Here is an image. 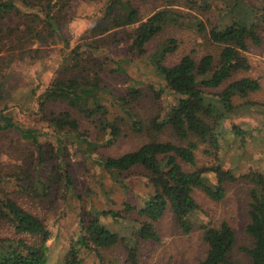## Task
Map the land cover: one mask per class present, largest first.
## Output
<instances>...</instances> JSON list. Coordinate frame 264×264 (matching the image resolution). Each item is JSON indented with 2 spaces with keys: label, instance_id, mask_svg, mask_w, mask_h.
Returning a JSON list of instances; mask_svg holds the SVG:
<instances>
[{
  "label": "trees",
  "instance_id": "16d2710c",
  "mask_svg": "<svg viewBox=\"0 0 264 264\" xmlns=\"http://www.w3.org/2000/svg\"><path fill=\"white\" fill-rule=\"evenodd\" d=\"M70 1L62 0L65 2L62 8L66 9ZM167 1L168 7L188 8L199 15H206L215 8L222 13L223 24L214 26L207 34L209 42L219 47L217 55L206 54L197 60L193 52L183 56L176 65L168 66V56L177 50L174 40L168 41L153 55L155 70L176 101L163 116L158 114L141 121L142 118L134 113V107L143 98V92L132 87L124 96L114 97L116 102L110 106H118L125 116L113 117L110 106L103 103V94L107 90L102 76L104 68L89 50H83L84 46L91 47L94 42L73 49L71 63L42 95L36 114L48 122L58 136L59 169L64 172L66 187L72 184L64 152L69 139L80 145L86 144L83 152L88 155L98 148L112 149L122 135L124 123L128 124L127 119L132 130L140 132L145 125L158 135L135 151L97 160L105 171L112 174L143 170L149 193L138 207L126 203L123 210L112 211L91 206L79 220V233L70 244L64 264H88L87 255L95 258L94 264H106L104 253L118 246L127 252L131 264H137L138 243L160 242L156 225L168 212L173 214L184 234L202 231L206 251L200 264H264V174L250 171L236 176L233 170L223 167L218 156L223 146L221 140L226 135V122L232 121L239 108L236 100H245L261 89L258 80L234 79V76L250 69L245 55L249 47L262 44L264 5L251 4L249 0H221L222 7L213 5L210 0ZM55 7L53 0H0V24L3 23L5 30L10 28L13 35L20 34L28 41L48 43L61 35L62 17L58 20L53 12ZM30 9L38 11L31 15ZM58 12L63 15L61 9ZM97 15L99 22L87 31L86 39L109 35L115 43L130 41L132 48L142 55L146 54L147 45L167 26H181L185 18L179 10L165 8L143 20L136 0H105ZM191 20L188 24L196 27L201 35L207 33L205 22L197 16ZM5 78L0 80V102L4 103L0 110V133L16 130L24 140H31L42 148L40 132L19 124L9 110L10 104L4 102L9 98L8 90L4 88ZM161 93L162 90L157 96ZM59 104L63 106L60 110L55 108ZM84 119L94 123L108 138H104L101 144L91 141L90 131L81 126ZM166 130H171L186 145L160 141L158 137ZM228 130L235 139L245 140L253 135L252 130L248 132L236 124ZM200 145L210 146L204 152L207 156H214L218 160L216 164L199 166L196 153ZM6 182L12 183L0 174V229L6 231L0 235V264H49L48 241L51 237L45 220L13 197L30 194V188L6 186ZM38 183L43 192L48 190L46 183L40 179ZM236 183H242L248 192L250 221L246 234L252 239L251 247L242 249L244 259L240 263L234 257L237 236L229 222L197 227L192 220L200 209L196 191L218 203L226 198L228 186ZM103 218L132 221L135 223L133 234L125 237L112 232Z\"/></svg>",
  "mask_w": 264,
  "mask_h": 264
},
{
  "label": "rangeland",
  "instance_id": "374dc122",
  "mask_svg": "<svg viewBox=\"0 0 264 264\" xmlns=\"http://www.w3.org/2000/svg\"><path fill=\"white\" fill-rule=\"evenodd\" d=\"M136 1L141 8L143 20L165 8L177 9L185 17L182 20L183 25L167 26L162 34L147 45L146 54L143 55L132 48L130 41L115 43L109 35L86 39L87 31L99 22L100 17L97 14L105 0H71L66 9L62 8L65 2L53 0V4L56 3L54 14L58 20L62 17V29L61 35L52 38L48 43H36L32 39L28 41L20 34L13 35L10 28L5 30L3 23L0 24V80L3 81L6 77L4 88L9 94L4 102L10 104L9 110L19 124L40 132L39 142L42 146L39 148L33 141L24 140L13 129L0 133V174L5 180L12 181L6 182V186L30 188V194L13 197L23 207L45 220L51 237L48 241L49 264H64L70 244L79 233V220L91 206L112 211L123 210L126 203L141 206L143 197L149 193L146 173L141 169H133L123 174H112L105 171L97 160L135 151L152 140L153 136H158L145 125L140 132L132 130V124L127 119L128 124L124 123L122 135L112 149L98 148L88 155L83 152L87 148L86 144L80 145L69 139L65 143L64 152L72 184L66 187L64 172L59 169L61 163L58 159V136L50 124L43 121L36 112L42 95L59 73L71 63L73 49L86 42H94L93 46L86 45L83 50H89L97 63L104 68L102 76L107 90L103 94V103L108 106L116 102L114 97L124 96L132 87L142 90L143 98L135 104L134 113L143 122L158 114L163 116L169 106L176 103L175 96L157 74L152 63V57L158 50L168 41H175L177 50L168 56V66L176 65L183 56L193 52L197 60L206 54L217 55L219 52V47L207 38L214 26L223 24L222 13L215 8L206 15H199L188 8L168 7L166 0ZM249 1L251 4L264 5V0ZM210 2L222 7L221 0ZM60 9L62 16L58 12ZM37 11L38 9H30V14L34 15ZM193 16L205 22L206 34L201 35L196 27L188 24ZM262 38L260 46L251 45L245 54L250 69L234 76V79L258 80L261 89L245 100H236L239 105L237 114L232 121L226 122L225 139L221 140L223 146L218 153L223 167L233 170L236 176L250 171L264 174V31ZM161 90V95L157 96ZM3 107L4 103L0 102V110ZM62 107L59 104L55 108L60 110ZM109 108L113 117L125 116L118 106ZM233 124L248 132L252 130V137L245 140L235 139L228 130ZM81 126L90 131V140L97 144L108 138L88 119L82 120ZM158 139L186 145L171 130L164 131ZM205 148L210 149V146L200 145L196 153L200 167L212 166L218 162L214 156L205 154ZM39 179L47 184L49 191H42ZM245 188L242 183L228 186L226 198L218 203L210 200L203 192L196 191L195 198L200 209L192 216L197 227L208 223L229 222L237 236L234 257L239 263L244 259L242 249L252 245V239L246 234L250 219L249 197ZM102 221L120 236L130 237L135 228V223L128 219L114 221L103 218ZM156 228L160 242L138 243L137 264H200L206 251L201 230L184 234L171 212L166 213ZM5 232L0 229V235ZM104 254L106 264H131L127 252L121 246ZM86 262L94 264L95 258L87 255Z\"/></svg>",
  "mask_w": 264,
  "mask_h": 264
}]
</instances>
